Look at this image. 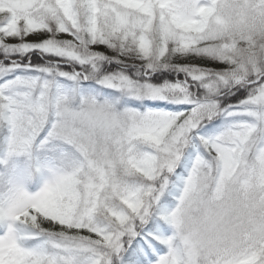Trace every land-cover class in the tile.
Here are the masks:
<instances>
[{"label":"snow or ice","instance_id":"snow-or-ice-1","mask_svg":"<svg viewBox=\"0 0 264 264\" xmlns=\"http://www.w3.org/2000/svg\"><path fill=\"white\" fill-rule=\"evenodd\" d=\"M0 127V264H264V0H0Z\"/></svg>","mask_w":264,"mask_h":264},{"label":"rangeland","instance_id":"rangeland-1","mask_svg":"<svg viewBox=\"0 0 264 264\" xmlns=\"http://www.w3.org/2000/svg\"><path fill=\"white\" fill-rule=\"evenodd\" d=\"M34 53H31L32 62L33 63L41 62L40 57L32 55ZM35 54L39 55L38 53H35ZM25 59H27V58L26 57L22 58L21 62L23 63ZM175 75L178 77L182 74L177 73ZM152 79L156 83H161L164 80L171 81L174 79V74L171 72H157L153 75ZM237 95H240V93H238ZM235 98L236 97L231 98V101H234ZM174 107L180 108V107H184V106L177 105ZM220 124H221V121L217 119V120L213 121L212 123L206 125V127L203 131H205L207 134H213L218 130ZM6 135H7L6 129L3 127H0V141H2L3 137ZM2 170H3L2 167H0V171H2ZM45 177H46V173L43 175L34 173L33 176L29 180L25 181V183H24L25 190L27 192H29L30 194H34L35 192L39 191V189L43 186V182H44Z\"/></svg>","mask_w":264,"mask_h":264},{"label":"trees","instance_id":"trees-1","mask_svg":"<svg viewBox=\"0 0 264 264\" xmlns=\"http://www.w3.org/2000/svg\"><path fill=\"white\" fill-rule=\"evenodd\" d=\"M32 55H34V56H37V57H40L39 55H37V54H32ZM198 63H208L207 61H197ZM127 71H129V74H131V72H132V70L131 69H128ZM231 98H233V97H227L226 98V100L227 101H225V102H231Z\"/></svg>","mask_w":264,"mask_h":264},{"label":"clouds","instance_id":"clouds-1","mask_svg":"<svg viewBox=\"0 0 264 264\" xmlns=\"http://www.w3.org/2000/svg\"><path fill=\"white\" fill-rule=\"evenodd\" d=\"M35 173V167L33 168V174ZM24 189H25V187H24V185L22 186Z\"/></svg>","mask_w":264,"mask_h":264}]
</instances>
